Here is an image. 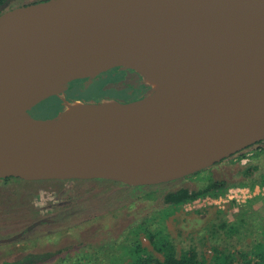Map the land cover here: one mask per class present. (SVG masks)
<instances>
[{"label":"water","instance_id":"95a60500","mask_svg":"<svg viewBox=\"0 0 264 264\" xmlns=\"http://www.w3.org/2000/svg\"><path fill=\"white\" fill-rule=\"evenodd\" d=\"M238 43L245 50L238 51ZM175 48L186 72L159 70L155 61ZM232 51V64L250 69L219 82ZM258 57L264 58V0H47L8 10L0 15V69L24 64L62 70L98 59L181 88L164 97L152 89L139 100L115 101V110L63 135L60 145L49 141L70 124L64 112L35 118L41 124L23 131L0 127V180H108L141 187L207 170L264 140ZM80 79L64 90L0 97V108L30 109L68 95ZM131 127L135 139L123 140ZM214 142L212 153L195 157L198 146ZM182 146L190 147L188 155L179 152Z\"/></svg>","mask_w":264,"mask_h":264},{"label":"rangeland","instance_id":"374dc122","mask_svg":"<svg viewBox=\"0 0 264 264\" xmlns=\"http://www.w3.org/2000/svg\"><path fill=\"white\" fill-rule=\"evenodd\" d=\"M40 1H16L14 7ZM104 72L78 84L69 96L86 93ZM98 87H91L85 97H98ZM132 97L133 91L123 94V99ZM53 98L29 112L37 119L60 117L70 100L68 95L57 97L61 106H56ZM60 107L64 110L58 113ZM260 142L198 175L150 188L105 180H0V264L27 254H55L48 264H57L66 258L63 255L94 254L97 247L114 244L117 253L123 254L124 245L135 237L133 229L141 223L155 231L161 229L177 254L190 249L206 259L216 252L256 254L258 245L264 244V186L260 184L264 178V140ZM211 180L230 185L221 196H206L177 208L162 201L170 191L183 187L196 191ZM241 182L248 185H237ZM142 242L153 250L144 235ZM79 258L69 256L64 264ZM244 260L240 258L239 264ZM250 260L255 264L254 256Z\"/></svg>","mask_w":264,"mask_h":264},{"label":"trees","instance_id":"16d2710c","mask_svg":"<svg viewBox=\"0 0 264 264\" xmlns=\"http://www.w3.org/2000/svg\"><path fill=\"white\" fill-rule=\"evenodd\" d=\"M16 1L23 0H0V15L7 12L8 10L16 8L14 7ZM42 1L47 0H41L40 2ZM119 69L120 68L111 69L92 81L90 88L99 86L98 88L100 94L98 97H85V94L90 89L89 88L86 93L84 92V94H81L80 96L70 95L68 100L94 104H98L106 100L128 103L139 100L150 92V88L147 86L148 84L145 82V80L144 82L147 85L143 83V77L139 73L131 69H123L121 72ZM87 81L89 80L80 79L75 83L80 85ZM127 89H135L137 91V93L134 94L130 100L125 98L123 99V94L126 93ZM53 100L55 101L54 105L61 106V101L57 97H54ZM63 110L64 108L60 107L58 113ZM242 152H239L234 156L223 160L222 162L232 159L235 156L242 154ZM218 164L219 163L215 164L214 166ZM11 179L14 178L5 179L2 181L7 183L10 182ZM260 184L264 186V178ZM229 185L230 184L226 181L211 180L207 183V185L204 186V188L196 191H192L185 187L170 191L162 197V201L170 208H177L206 196H221L226 192ZM237 185H248V183L241 182L237 183ZM251 185L254 186L256 183ZM145 187L150 188L156 186H141L140 188L142 189ZM235 232H237V230ZM133 233L135 237L132 242H127V244L124 245L123 254L117 253L116 244L112 246H99L94 249V254L63 255V257L66 258L61 259L57 264L66 263L69 256H71L73 259H76L77 256H81V258L77 259L76 261H72L69 264H239L240 258L246 259L244 260L243 264H251V255L256 259L255 264H264V244L262 243L258 245L259 249L256 254H231L230 252H216L210 257V259H206L205 257L201 258L195 249H190L182 254H177L174 243L167 235L161 232V229H158V231L152 230L150 225L148 227V225L145 223H141V225L134 228ZM143 235L152 247V251L143 245ZM54 255L55 254H27L15 261L4 262L3 264H48L53 260Z\"/></svg>","mask_w":264,"mask_h":264},{"label":"bare ground","instance_id":"6f19581e","mask_svg":"<svg viewBox=\"0 0 264 264\" xmlns=\"http://www.w3.org/2000/svg\"><path fill=\"white\" fill-rule=\"evenodd\" d=\"M136 49L142 53L144 45L137 39L134 42ZM243 43H238L235 48L238 51L242 49ZM234 52H231L229 60L226 62L225 69H221L219 75V82L233 81L239 78L241 75H245L246 68L236 66L232 64V56ZM156 66L159 70L166 71L168 73L179 72L185 73L187 68L180 60L177 49L172 55H164L162 58H158ZM259 67L264 70V58L258 57ZM113 65L110 63H104L98 59H92L84 63L75 64L72 67L64 68L62 70L50 69L43 66H31V65H12L5 69H0V97L3 98H16L19 96H25L35 94L42 91L49 90H64L68 87L70 81L75 78L91 79L101 72L112 69ZM248 73V72H247ZM145 82L154 89L161 97L172 95L176 93L181 85L175 81L163 80L157 76L148 75L145 78ZM118 104L114 101H107L100 106L86 105L81 102H75L68 104L64 111L65 119L69 121L68 127L62 131L56 138V142L49 141L51 145H60L62 136L76 130L77 127L86 126L89 123L95 122L103 115L115 110ZM30 109L9 111L0 108V127L12 128L15 131H23L29 127L37 124H41L36 120ZM29 115L31 117H29ZM123 140L132 141L135 139V128L131 127L127 129L122 135ZM42 140H45L44 138ZM216 146L214 143H203L196 148L195 157L203 154L204 152L212 153ZM190 147L182 146L179 152L188 155Z\"/></svg>","mask_w":264,"mask_h":264},{"label":"flooded vegetation","instance_id":"af4514ba","mask_svg":"<svg viewBox=\"0 0 264 264\" xmlns=\"http://www.w3.org/2000/svg\"><path fill=\"white\" fill-rule=\"evenodd\" d=\"M121 70H123V69H119V71H121ZM119 71H118V72H119ZM121 72H122V71H121ZM104 73H105V72H104ZM104 73H103V74H104ZM101 75H102V74H101ZM75 82H76V81H75ZM75 82L72 83L71 88H70L69 91H73V90L75 91V89L77 88V84H76ZM87 82H88V81H87ZM85 83H86V82H85ZM82 84H84V83H82ZM127 90H131V91H133V95L137 93V91H136L135 89H127ZM127 90H126V91H127ZM69 91H68V93H69ZM68 97H70L69 94H68ZM106 101H107V100H106ZM131 102H132V101H131Z\"/></svg>","mask_w":264,"mask_h":264},{"label":"crops","instance_id":"0c3cea01","mask_svg":"<svg viewBox=\"0 0 264 264\" xmlns=\"http://www.w3.org/2000/svg\"><path fill=\"white\" fill-rule=\"evenodd\" d=\"M128 91H131V90H127L126 92H128Z\"/></svg>","mask_w":264,"mask_h":264}]
</instances>
